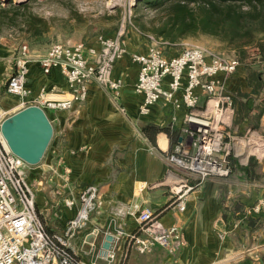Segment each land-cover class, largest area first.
Wrapping results in <instances>:
<instances>
[{
	"label": "crops",
	"instance_id": "obj_1",
	"mask_svg": "<svg viewBox=\"0 0 264 264\" xmlns=\"http://www.w3.org/2000/svg\"><path fill=\"white\" fill-rule=\"evenodd\" d=\"M133 51L144 50L129 47L115 64L113 75L124 82L118 96L108 86L92 81L84 102L72 109L47 110L54 134L41 161L29 170L36 207L47 230L64 232L80 206L77 199L76 206L67 207L65 199L78 198L87 185L97 184L99 209L74 239L75 252L85 261L104 248V230L113 208L121 203H140L151 208L165 225L182 226L185 244L175 254L159 245L141 253L124 238L114 264H263L264 212L247 213L264 196L263 154L252 150L251 159L245 162L235 157L244 166L257 162L255 174L233 171L227 177L213 176L201 183L176 166L168 155L185 137L182 126L187 109L160 100L148 115L139 113L142 94L134 89L139 65L131 57ZM44 52L31 51L27 84L32 94L26 99L34 98L42 87L53 90L58 98L69 97L66 78L58 67L48 74L43 72L37 55ZM13 53L15 49L1 42L0 103L9 110L8 115L23 108L20 97L7 90ZM245 76L242 65L228 80L234 96L232 108L226 113H210L228 136L238 129L264 130V111H259L264 89L260 96L237 97L239 90H250ZM177 96L182 97V89ZM240 100L247 101L250 108L241 111ZM203 101L207 103V96L201 95L199 108ZM223 117L226 121L222 122ZM147 125L161 130L151 138L143 130ZM257 166H261L259 176ZM187 186L192 188L186 194L185 209L180 210L177 191ZM122 222L128 232L138 230L135 218L126 217Z\"/></svg>",
	"mask_w": 264,
	"mask_h": 264
},
{
	"label": "built area",
	"instance_id": "obj_2",
	"mask_svg": "<svg viewBox=\"0 0 264 264\" xmlns=\"http://www.w3.org/2000/svg\"><path fill=\"white\" fill-rule=\"evenodd\" d=\"M146 35L151 40L148 48L131 52L132 59L139 65L134 88L142 94L139 113L148 115L160 100L172 102L175 108L185 106L187 112L182 126L185 137L173 145L168 155L170 161L195 176L199 183L213 176H229L230 142L220 122L208 112L210 109L226 113L232 108L233 92L228 88V80L242 67L241 60L201 45L186 46L169 56L163 52L157 37ZM31 51L26 42L16 47L7 80V90L20 97L23 108L35 104L46 112L72 109L86 100L92 81L108 86L116 96L120 94L124 82L114 77L113 70L116 62L129 52L122 31L98 34L94 42H55L37 55L45 74L54 67L62 71L67 81V98H58L53 90L42 87L34 98L26 99L32 94L27 84ZM181 89L179 98L177 93ZM201 95L207 96L204 113L199 110ZM7 116L8 111L0 108V264H114L117 247L124 238L141 253L159 245L175 254L185 244L179 224L165 225L151 208L140 203H121L111 211L104 230L105 238L112 235L111 247L98 249L90 261L80 258L75 252L74 239L99 209V187L89 184L78 198H66L67 207L76 206L78 199L79 208L68 220L64 232L48 231L37 210L29 179L33 164L15 154L2 133L1 124ZM191 188L187 186L177 191L180 210L185 209V197ZM261 212H264V196L247 210L248 214ZM126 217L135 218L138 230L125 229L122 220Z\"/></svg>",
	"mask_w": 264,
	"mask_h": 264
},
{
	"label": "rangeland",
	"instance_id": "obj_3",
	"mask_svg": "<svg viewBox=\"0 0 264 264\" xmlns=\"http://www.w3.org/2000/svg\"><path fill=\"white\" fill-rule=\"evenodd\" d=\"M10 1L12 0H0V6H7L9 11L8 14L0 12V39L3 46L15 49V51L21 42H28L25 37L28 31L18 26L19 17H23L26 13L42 16L49 21L47 41L34 44L31 47L36 51L44 52L55 42L70 44L94 42L98 34L112 35L118 34L120 31L123 32L128 47L145 50L151 44L148 36L136 28L137 22L133 10L135 0H13L14 3L28 1V6L26 9H22V14L18 15L16 23L10 21L9 18L16 10L11 6ZM142 14V22L147 24L154 13L151 8L143 5ZM231 32L224 27H207L203 30H197L173 44H164L157 39L163 52L169 56L179 53L186 46L201 45L237 56L244 64L245 72L263 71L264 59L259 54L257 42L251 41L253 36L245 30L238 35H229ZM229 36L233 38L229 39ZM261 41L264 45V38ZM0 108L9 111L1 103ZM199 110L202 113L205 112L206 104L204 101ZM214 111L209 109L208 114L210 115ZM226 139L230 142L231 153L241 162L251 159L250 154L252 153L250 151L252 150L255 154L260 151L263 155H257H262L264 162V130L238 129L236 133L227 135ZM256 168L257 176H259L261 166Z\"/></svg>",
	"mask_w": 264,
	"mask_h": 264
},
{
	"label": "trees",
	"instance_id": "obj_4",
	"mask_svg": "<svg viewBox=\"0 0 264 264\" xmlns=\"http://www.w3.org/2000/svg\"><path fill=\"white\" fill-rule=\"evenodd\" d=\"M12 1H10L11 6L17 11H13V15L9 18L10 21L16 23V18L22 14V9H26L28 1L19 3ZM143 5L151 8L154 13L147 24L142 22ZM133 10L137 22L136 28L142 33L153 34L164 44L176 43L193 32L207 27H224L232 31L229 35H238L245 30L253 36L251 41L257 42L259 54L264 59V45L261 41L264 38V0H135ZM0 12L8 14L7 6H0ZM19 18L18 26L28 31L25 37L30 47L47 41V32L50 27L48 19L33 13H26ZM232 38L229 36V39ZM242 65L244 68L243 63ZM245 78L250 90H239L237 97L260 96L264 89V70H251L249 73L246 71ZM249 108L247 101H239L241 111ZM259 111L260 114L264 111V100ZM143 130L152 138L161 129L147 125ZM228 161L231 173L233 171L256 173L254 164L258 165L257 162L251 161L249 166L241 165L232 153L229 154Z\"/></svg>",
	"mask_w": 264,
	"mask_h": 264
},
{
	"label": "water",
	"instance_id": "obj_5",
	"mask_svg": "<svg viewBox=\"0 0 264 264\" xmlns=\"http://www.w3.org/2000/svg\"><path fill=\"white\" fill-rule=\"evenodd\" d=\"M1 130L11 150L30 164L41 161L54 134L47 112L35 104L4 118ZM112 241V235L106 236L104 248L109 249Z\"/></svg>",
	"mask_w": 264,
	"mask_h": 264
}]
</instances>
